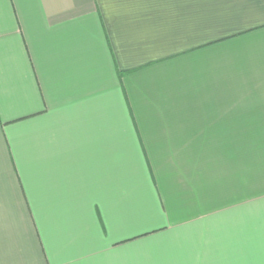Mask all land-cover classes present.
<instances>
[{
    "label": "crops",
    "instance_id": "1",
    "mask_svg": "<svg viewBox=\"0 0 264 264\" xmlns=\"http://www.w3.org/2000/svg\"><path fill=\"white\" fill-rule=\"evenodd\" d=\"M0 264H264V0H0Z\"/></svg>",
    "mask_w": 264,
    "mask_h": 264
}]
</instances>
